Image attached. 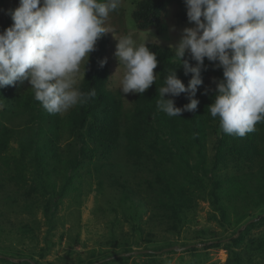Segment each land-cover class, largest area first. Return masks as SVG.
I'll list each match as a JSON object with an SVG mask.
<instances>
[{
  "label": "trees",
  "instance_id": "16d2710c",
  "mask_svg": "<svg viewBox=\"0 0 264 264\" xmlns=\"http://www.w3.org/2000/svg\"><path fill=\"white\" fill-rule=\"evenodd\" d=\"M172 4L178 22H189L184 0H139L131 13L134 27L146 31L161 26ZM18 6L19 0H0V33L12 25L7 13ZM108 42L107 34L97 42L85 77L82 66L77 81L84 93L94 88L95 97L64 113L49 114L35 100L31 85L19 93L15 91L18 82L4 88L0 96V191L12 193L6 199L21 198L27 207L40 209L51 229L63 198L81 195L83 188L90 189L94 183L99 192L114 195L125 222L139 237L144 235V242L156 243L159 236L160 245L138 252L137 257L146 259L174 252L177 241L170 237L177 240L195 220L199 203L207 202L213 219L232 234L224 237L197 229L191 240H197L202 251L224 249L230 264H237L239 253L233 249L244 243L252 229L264 226V122L243 138L220 130L219 117L213 118L208 107L223 72L207 59L206 70L201 72L203 84L195 97L197 109L179 117L160 111L159 89L169 72L177 67V77L185 87L192 77L184 74L170 47L154 42L148 46L157 55L156 82L142 95L123 94L109 85L108 63L100 66ZM183 59L196 66L191 56ZM169 98L180 108L190 102L186 93L165 96ZM115 235L111 231L110 244L120 247V252L102 253L103 257L87 264L126 263L134 258L128 239L118 242ZM186 240L181 243L186 252L199 251L197 242ZM253 247L263 252L264 240L250 239L247 249ZM0 261L38 264L19 256L0 255Z\"/></svg>",
  "mask_w": 264,
  "mask_h": 264
},
{
  "label": "clouds",
  "instance_id": "9594fccd",
  "mask_svg": "<svg viewBox=\"0 0 264 264\" xmlns=\"http://www.w3.org/2000/svg\"><path fill=\"white\" fill-rule=\"evenodd\" d=\"M122 0H19L9 10L12 25L0 33V88L28 81L35 100L49 114L63 113L96 95L77 87V74L89 63L97 42L107 33L110 14ZM194 28L184 29L172 49L174 58L191 73L187 87L171 70L159 89L157 107L169 117L193 112L207 59L222 69L214 102L208 107L219 117L220 130L239 138L264 122V0H184ZM186 53L196 61L192 67ZM115 57L124 68L121 92L143 94L157 79V55L148 41L137 43L131 34L117 40ZM86 62V63H85ZM107 60H102L104 67ZM119 68V67H118ZM186 93L189 103L176 107L173 99ZM3 105H0L2 108Z\"/></svg>",
  "mask_w": 264,
  "mask_h": 264
},
{
  "label": "rangeland",
  "instance_id": "374dc122",
  "mask_svg": "<svg viewBox=\"0 0 264 264\" xmlns=\"http://www.w3.org/2000/svg\"><path fill=\"white\" fill-rule=\"evenodd\" d=\"M138 1L122 0L118 10L112 12L105 23L110 33H107L109 42L104 59L108 63L109 85L112 88L121 89L120 81L124 68L122 64L119 66L118 59L114 55L117 40L121 37L131 34L137 43L148 41L173 49L183 36L184 29L195 27L194 23H179L176 18V6L172 4L164 12L161 26L138 31L131 19V13ZM189 56L190 54L186 53L185 57ZM81 76L82 67L77 74V81ZM28 85H30L28 81L18 82L15 91L19 93ZM4 88H0V96L3 95ZM11 194L0 191L1 256L27 257L38 264H87L91 259L103 257L102 253L109 255L120 252V247L110 244L111 231H113L118 242L123 237L128 239L134 258L126 263L107 264H132L133 261L136 264H230L229 256L224 249L202 251L197 240L193 242L191 240L192 232L197 229L212 230L224 237L232 234L231 229L225 233L213 219L214 212L207 202L199 203L195 220L177 240L175 237H170L172 242L177 241L174 252L157 253V257L146 259L137 257L138 252L160 245L159 236L156 238V243L144 242L142 240L144 235L142 238L139 237L138 233H134L131 226L125 222L124 213L115 205L114 195L99 192L95 189L94 183L90 189L83 188L81 195L68 194L63 198L50 223L51 229L40 209L27 207L21 198L10 196L6 199V195ZM185 239L191 243L197 242L199 251L186 252V248L181 247ZM250 239L264 240V226L252 229L244 243L233 249L239 253L240 259L237 264H264V247L263 252H256L254 247L247 249ZM0 264L8 263L0 261Z\"/></svg>",
  "mask_w": 264,
  "mask_h": 264
}]
</instances>
